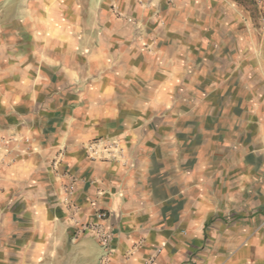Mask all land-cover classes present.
Returning <instances> with one entry per match:
<instances>
[{
  "label": "clouds",
  "instance_id": "clouds-1",
  "mask_svg": "<svg viewBox=\"0 0 264 264\" xmlns=\"http://www.w3.org/2000/svg\"><path fill=\"white\" fill-rule=\"evenodd\" d=\"M0 264H264V0H0Z\"/></svg>",
  "mask_w": 264,
  "mask_h": 264
}]
</instances>
